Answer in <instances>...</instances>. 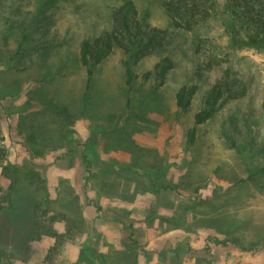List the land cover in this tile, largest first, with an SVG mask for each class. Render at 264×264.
<instances>
[{"label": "rangeland", "instance_id": "374dc122", "mask_svg": "<svg viewBox=\"0 0 264 264\" xmlns=\"http://www.w3.org/2000/svg\"><path fill=\"white\" fill-rule=\"evenodd\" d=\"M29 1L35 11L46 0ZM54 1L51 37L61 44L17 60L11 37L0 54V149L30 212L8 209L14 183L0 164V248L8 251L0 264H264V243L254 249L264 239V50L230 45L226 1L186 32L171 26L161 0H131L167 30V43L136 67L133 90L115 49L88 96L81 41L110 28L123 0ZM164 57L176 68L154 92L142 77ZM226 68L242 81V97L221 104L190 144L195 115ZM185 85L198 86L188 111L176 104ZM49 101L69 107L67 128ZM36 203L41 221L65 236L52 252L55 238L34 237ZM232 237L247 250L221 243Z\"/></svg>", "mask_w": 264, "mask_h": 264}, {"label": "trees", "instance_id": "16d2710c", "mask_svg": "<svg viewBox=\"0 0 264 264\" xmlns=\"http://www.w3.org/2000/svg\"><path fill=\"white\" fill-rule=\"evenodd\" d=\"M226 6L223 14L230 17L229 33L230 45L235 48H254L264 50V0H225ZM54 0H46L38 9L31 11L29 0H0V54L2 49L9 45L11 37L17 44L16 57L22 60L25 53L31 54L34 51L45 48L48 45L61 44L62 41L54 35L51 37L52 27L55 20V11L52 10ZM162 6L171 20V26L175 29L186 32L193 31L200 24L207 22L214 9L219 7L218 0H161ZM216 6V7H215ZM27 7V8H26ZM26 8V9H25ZM111 26L105 29L99 36L88 37L81 41L79 60L87 72V88L91 89L95 70L104 60H106L115 49H119L122 54V66L124 68L125 86L128 90H133L138 80L136 67L147 57L163 48L167 43L168 33L166 29L152 26L149 23L147 12L141 13L135 3L131 0H123L121 4L113 9ZM38 36V38H37ZM26 56V55H25ZM46 58V54L41 56ZM14 58L8 59L7 63L12 65ZM176 68V63L170 57L162 58L156 63L152 70L143 74L144 80H151L153 90L166 85L169 74ZM209 70H212L209 67ZM223 77L208 90L204 106L194 118V128L189 133V143L193 144L196 140V127L205 124L212 119L219 106L228 100H235L242 97L238 89L244 88L230 68L223 69ZM199 74V73H197ZM51 73L46 74L50 80ZM198 92L197 85H185L176 93V104L182 111H188L192 106L193 100ZM240 94V95H239ZM87 100L88 98L85 97ZM47 107L52 114L58 115L65 120V128L69 126L73 115L69 107L55 101H49ZM262 112L264 114V99L262 102ZM64 136V133L61 134ZM33 143H38V137L33 135ZM5 151L0 149L1 174L13 180L11 190L15 197L9 199L7 207L12 214H30L25 209L26 198L16 187V176L18 173L12 169V165L7 163ZM13 170L15 173H13ZM11 174L15 175L11 176ZM24 206V209H23ZM40 204L36 203L31 213L34 217V237L40 239L42 235L55 238V245L51 248L54 251L65 238L54 229L52 224L41 221L39 214ZM47 214V210L44 211ZM54 222V218L51 219ZM171 221L172 219H168ZM71 221H67L69 230ZM176 222V221H175ZM231 241L247 250L245 245L239 242L236 237L225 239L221 243L228 245ZM264 243L263 241L255 244L254 249ZM7 250L0 248V263L2 256L7 254Z\"/></svg>", "mask_w": 264, "mask_h": 264}]
</instances>
